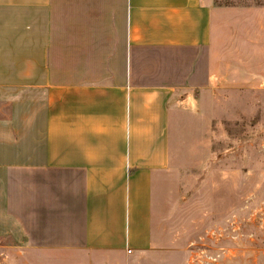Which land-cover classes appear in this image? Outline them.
<instances>
[{"label": "crops", "instance_id": "1", "mask_svg": "<svg viewBox=\"0 0 264 264\" xmlns=\"http://www.w3.org/2000/svg\"><path fill=\"white\" fill-rule=\"evenodd\" d=\"M238 89L264 90V2L0 0L6 246L28 264H169L160 193L195 167L187 126L214 131Z\"/></svg>", "mask_w": 264, "mask_h": 264}, {"label": "rangeland", "instance_id": "2", "mask_svg": "<svg viewBox=\"0 0 264 264\" xmlns=\"http://www.w3.org/2000/svg\"><path fill=\"white\" fill-rule=\"evenodd\" d=\"M223 96L216 107L219 114L212 117L214 131L203 137L201 125L189 120L192 126L186 130L195 132L196 145L185 142L182 159L189 164L190 147L197 151L202 143L195 167L177 172L172 188L160 193L156 224L161 252H169V264H183L190 256L195 260L202 251L200 262L189 259L184 264H209L203 261L210 255L216 257V264H264V90H229ZM204 110L210 113L207 105ZM8 229L0 216V264H28L16 247L6 246L14 244ZM211 230L222 234L218 243L211 240Z\"/></svg>", "mask_w": 264, "mask_h": 264}, {"label": "built area", "instance_id": "3", "mask_svg": "<svg viewBox=\"0 0 264 264\" xmlns=\"http://www.w3.org/2000/svg\"><path fill=\"white\" fill-rule=\"evenodd\" d=\"M209 236H210V238H211V240H213L214 241V243L216 242V243H218L217 242V237H222V234L220 233V232H218V230H211L210 232H209ZM202 254H203V251H202ZM202 254H196L195 256L197 257L195 260H192V259H194L193 258V256H190L189 258H188V260L190 259V260H192L194 263H198V262H200V260H199V257H201V255ZM205 254V253H204ZM203 262H206V263H209V264H216L217 263V259H216V257H214L213 255H210L205 261H203Z\"/></svg>", "mask_w": 264, "mask_h": 264}]
</instances>
